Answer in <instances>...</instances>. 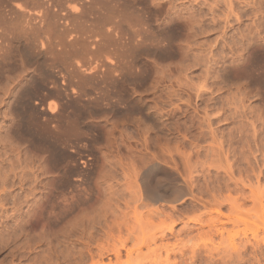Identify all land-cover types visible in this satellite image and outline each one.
<instances>
[{
    "label": "rangeland",
    "instance_id": "rangeland-1",
    "mask_svg": "<svg viewBox=\"0 0 264 264\" xmlns=\"http://www.w3.org/2000/svg\"><path fill=\"white\" fill-rule=\"evenodd\" d=\"M118 1L143 21L113 39L147 38L123 73L27 47L0 68V264H264V0Z\"/></svg>",
    "mask_w": 264,
    "mask_h": 264
},
{
    "label": "bare ground",
    "instance_id": "bare-ground-1",
    "mask_svg": "<svg viewBox=\"0 0 264 264\" xmlns=\"http://www.w3.org/2000/svg\"><path fill=\"white\" fill-rule=\"evenodd\" d=\"M17 1L19 0H0V68L7 65L11 66V64L16 61L21 47H27L32 48L34 51H36V53L38 52L39 55L42 54L49 57L51 61L61 62L62 69L64 71L68 70V66L72 65L73 59L77 58V56L84 57L85 59L87 58L86 56H93V61L95 60L94 64H96L95 67L101 66L99 68L103 69L102 66H106L107 69H104H106L108 73L116 74V72H118L119 74H121L123 73V70L127 69L125 66H127L128 64V55L129 58H132L130 57L132 52L138 50L141 43H144V45L145 43L147 44V42H145V39H147L146 32H144L143 34L140 31H133L132 33L128 32L130 34V37L132 35L131 38H126L128 42L129 40H132V38L142 39L138 40V42L134 41L135 43H133L132 47H130L131 45H129L131 43H123L122 41H120L123 40L122 38H125V36H119L117 37V39H113L115 35L113 34V36L111 34L117 29L122 31L125 23V25L128 24L127 26L129 28H134L135 26L133 25V23L140 22V17L138 18L139 14H135V12L139 13L140 10L134 11V6H138L136 5L135 1H133L129 6L128 3L118 0H89L90 2L88 4H82V9H80V11L75 9L72 10L71 8L65 6L64 2L60 0L59 1L62 3L56 2L57 0H23V2L21 1L22 3L20 1L19 3ZM252 2L254 1L252 0ZM225 3L226 8L228 7L230 9L232 1L226 0V2L224 1V4ZM246 3L248 4L249 2ZM131 8H133L134 10L129 11ZM137 8L139 7H136V9ZM139 16H142V13ZM140 19H142L143 21V18ZM173 20L174 19H172V22ZM172 26L174 27V25ZM169 34H167V36ZM170 36L171 35H169V37L167 38L164 36L165 39L158 41L155 44V47L158 49L162 47H169L171 44V41L169 40ZM171 37H173V35ZM255 48L253 49L254 52L256 53L260 51L262 52L261 54L263 56L261 57V61L257 59L253 60L249 66V70L251 72L257 71L255 73L257 74L255 80L256 82H258L260 80H264V48ZM111 57H115L116 63L119 61V65H116L112 60L113 58L111 59ZM82 69H84V67ZM68 75L71 76L72 72H68ZM54 119L57 122L58 120H60L58 117H54ZM4 172H6L7 174V171ZM2 174L5 175V173L0 172V175ZM6 176H8V174ZM6 176H3L4 179L0 181L1 187L4 186L5 180L9 178V176L7 178ZM7 182L8 181H6V184H8ZM175 186H177V184ZM1 187L0 192L2 193L4 187ZM181 191L182 189L180 186L175 187L172 190V192L175 193H180ZM5 193L6 191H4V194ZM148 194L151 200L155 201V199H157L153 191L151 192V190H149ZM182 194H179V196ZM259 199H261V197ZM260 210V212H258V214L260 215L256 217L254 223H259L260 226L264 227V208ZM239 215H241L239 216V221L245 226L246 229L251 224V222L249 224V220L247 219L250 218V216L242 213H240ZM224 230L225 229L222 226L221 228L216 230L219 239L224 237ZM255 230H251L250 239H257V231ZM247 231L249 230H243V232L239 235L242 236L241 238H243V242L245 243L250 242ZM227 234L226 239L229 240L232 249H236V238L238 237L236 235H238L239 233L232 234L230 232H227ZM165 252H168L167 246L165 247ZM116 254V256L119 257V253L116 252Z\"/></svg>",
    "mask_w": 264,
    "mask_h": 264
}]
</instances>
